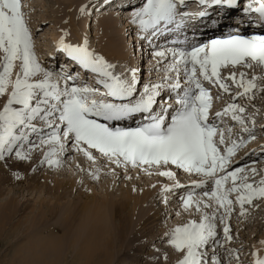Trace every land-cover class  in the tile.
<instances>
[{
  "label": "snow or ice",
  "instance_id": "1",
  "mask_svg": "<svg viewBox=\"0 0 264 264\" xmlns=\"http://www.w3.org/2000/svg\"><path fill=\"white\" fill-rule=\"evenodd\" d=\"M239 2L200 0L202 5L228 7H238ZM253 3L258 6L253 7ZM184 4L185 0H146L135 12L132 23L138 24L142 32L152 37L163 35L171 31V25L177 29L183 27L186 14L178 11V5ZM244 12H255L264 21V0H252ZM204 15L206 13H200L201 17ZM236 32L239 33V28ZM59 50L86 71L96 74L100 87L77 86L75 83L60 85V79L71 80V76L58 77L54 81L53 73L44 70L37 62L32 35L21 11V0H0V98L7 96L0 109V159L5 152H14L21 160L28 158L22 151L25 144L31 146L29 151L40 145H50L45 158L50 165L59 164L58 160L49 158L71 146L93 162L96 160L93 153H99L117 167L161 169L172 165L202 177L194 183V187L208 188L211 185L203 196L208 201H215L217 208L211 215L204 212L200 223L189 222L175 228L170 242L178 252L185 253L180 264H204L202 249L209 241L223 246L216 241L215 221L220 208L228 213L233 203L229 195L240 193L237 203L243 208L245 202L251 203L256 197L264 198V186L257 188L251 183H244L247 177L238 175L242 169L228 170L230 158L244 145L234 142L225 150L226 154L221 153L215 139L219 129L209 121L212 107L210 90L204 87L202 81L218 85L228 92L227 84L221 79V68H264V35L234 34L185 49L156 51L157 57L166 58V53H170L172 58L168 71L175 73V77L167 79L176 92L175 104L178 107L175 109L161 97L163 84L145 85L141 91L135 70H130V78L116 75L115 66L103 56L89 51L87 41L81 46H72L61 40ZM17 62L20 71L13 79ZM181 75L186 84L183 88ZM240 77V86L244 87L245 93L256 87V77L246 85L245 73H241ZM229 78L235 82L236 74L232 73ZM244 111L237 103H231L223 113L217 112L216 117L231 112L232 119L248 131L242 116L236 114ZM137 117L140 122L136 126H124V122ZM37 122L42 126L38 127ZM33 135L39 143L31 139ZM219 135V143L223 144L224 136L222 133ZM159 175L174 178L172 171H160ZM229 179L232 187L226 189ZM237 180L241 181L239 185ZM261 184L264 185V181ZM192 200L190 193L184 201L186 208ZM200 203L196 204L197 211H201ZM202 203L205 209L213 207L207 201ZM225 214L219 216L221 224H225ZM223 232L230 242L227 224ZM256 264H264V260L258 259Z\"/></svg>",
  "mask_w": 264,
  "mask_h": 264
},
{
  "label": "bare ground",
  "instance_id": "2",
  "mask_svg": "<svg viewBox=\"0 0 264 264\" xmlns=\"http://www.w3.org/2000/svg\"><path fill=\"white\" fill-rule=\"evenodd\" d=\"M141 1L144 2L143 0ZM77 3H79V5H77ZM80 3H81L80 0H76V2L70 3L68 7L77 6L75 9L77 10L79 9ZM56 4L59 3L57 2ZM62 4L63 3H60V6L61 7L63 6V8H65L66 6ZM135 6L136 5H134L133 7ZM224 7L226 8V6H222L220 8L215 7V9L220 12V14H215L213 11L210 16H207L200 20L201 22L199 26H204L205 24H209V26L215 24L216 27H221L223 25H228V24L231 25L232 22L230 21V16L232 13L231 12L226 13L223 10ZM138 10H139L138 8L134 9V13H132L131 15H134L135 12ZM211 10H213V8ZM241 10L242 8H240L239 12H241L242 15L245 16L244 19H242L243 21H240L238 23L235 22L233 24L235 25L237 24L238 26L240 25V29L241 27H243L242 31H249L245 27L247 23L251 24L249 22L256 21L258 24L264 22L261 21L257 13L254 12L243 13ZM232 12H236V11H232ZM118 13L119 10L116 12V14ZM225 13L228 15H226ZM98 14H97L98 17L95 16L94 18L95 20L97 17V23H94V20L93 23L90 22L95 31L94 37L91 35L93 39L98 36L97 27L100 24L105 25L106 27L105 30L109 31V34L116 30L117 19H118L117 21L122 19L126 22L128 20L127 22L128 27L130 26L129 18H126V16L119 18L113 15L112 12L108 13V12H104V10H101L100 12H98ZM221 14H223L224 16ZM130 18L132 19L133 16H130ZM190 27L191 26L185 27L186 28L185 30L190 29ZM76 29H79V24H74V30ZM129 29L132 30V28ZM200 29L201 28H199L198 30ZM249 32L253 33V31H249ZM64 36L66 35L64 34ZM76 36L77 38H79V35ZM144 36L147 38H145L142 41L148 45L149 44L148 39L152 38L150 44L153 45L154 42L152 41L156 40L159 35L156 37H152L151 35H149V33H145ZM162 36L165 37V35ZM68 38L70 37H64L61 39L57 38V40L67 41L65 39ZM70 39H74V38H70ZM108 39H109L111 51L121 56V54L117 53L118 51L117 48L119 47V44L111 37V34ZM53 43L54 46L60 45V42L57 41ZM90 45L92 47V44ZM157 46L158 44H156V47ZM50 49L47 51V58H48L47 64H49V68L52 69L54 67L49 63L50 61H48L50 59L53 60L52 58L49 57ZM55 51L58 50H56L54 47V54ZM116 54H113L115 58H117L115 56ZM57 56L58 55L55 54V57ZM167 58L169 57H166L165 59L167 60ZM104 59L110 63L109 59L108 60L106 58ZM165 66L166 64L164 65V67ZM45 68L44 69L46 71H49L47 70V67ZM238 68H239L238 66L235 67V69ZM119 73L121 74V72ZM136 76L139 82L138 88H140L143 86V83L139 81L140 78L138 77V74H136ZM57 77H61V75L53 74L54 81L57 79ZM62 81L64 85L66 81L64 79H62ZM86 82L90 84L89 81L86 80ZM261 89H264V86ZM238 91H240V89H238ZM238 91L236 93H239ZM254 93H256V88L252 89L248 95L240 94L242 95L240 97L241 105H243L244 107H251V104L248 101L249 99H251ZM6 100H7L6 97L0 98V109H2L3 104L6 102ZM225 104H231V103L227 102ZM230 115H232V113H230ZM240 116H242L244 121L246 118L247 119L249 118V115L246 111L240 114ZM260 119L262 120V122H258L257 125L255 126H252L251 124H248L249 126L244 125V127H246L248 131L243 130L241 134H244L246 137H250L252 133L257 132L256 135L264 133L263 132L264 128H262L261 126L263 125L264 127V116H262ZM37 126L40 127L42 125L40 123L39 124L37 123ZM241 127L242 126L240 125L239 129H241ZM258 127L259 128L261 127L260 130H258ZM256 144L259 145L256 146ZM50 147L51 146L48 145L44 150V152L41 154L40 158L37 159L36 157L35 158L30 157L21 160L17 157L15 159L16 166H14L15 163L12 164V162H9L8 152H5L3 158L0 159V195L4 193V190L2 188L5 185L6 186L11 184L13 185L16 183L17 184L19 183V185H24L23 191L27 190L26 193L32 195L34 193V192L30 193L32 190L40 189L38 188V182H40L41 179L42 180L44 179L43 180L44 184L41 185V187L50 189L49 185L50 182H52V179L40 173V170L43 167V163L47 161L45 157L46 154L49 152ZM251 147H254L255 150L254 152L251 151ZM69 151H67L66 153H68ZM240 151L243 152L244 154L243 155L241 154L239 158L230 161L228 165V170L243 168L242 171L244 169L252 171L251 169L248 168L252 166L254 162L248 164V161H251L254 156L258 160L259 158L264 157V144H261L259 141L255 139L253 142L248 143L245 147L240 149ZM93 154L96 155L95 153ZM57 158L58 155L57 156L55 155L50 157L49 159L54 160ZM29 159H33L32 160L34 161L33 165L28 168H25L24 171H20L19 170L21 168L20 166H23L24 163L28 162ZM97 159L100 160V158L96 156V160ZM245 162H247V164H245ZM72 163L76 164V161H73ZM48 164L49 162L47 163V165ZM96 164L95 162L92 163L91 168H93V170L97 168ZM112 165L116 166L115 164L112 163L110 164V168H113ZM142 168L146 169L148 167L144 166ZM108 170L110 171L111 169ZM124 170L123 172L126 173V172H130V170L132 169L128 170L126 167ZM120 171L121 170L115 172L117 175H119V177H122L124 174ZM173 171L176 172L175 170ZM242 171H240L239 173L242 174ZM134 172H135L134 174L137 173L136 171ZM103 173L105 175V172ZM239 173H238L239 176H243ZM186 177L187 175L184 178ZM186 180H190V178L181 179L180 181H178L177 185L179 186L181 185L180 183H185ZM247 180L254 181L255 179L250 178ZM29 181L30 184L28 183ZM53 182H54V186L48 191L51 194L50 200H47L45 198L42 199V201H40L39 206H34L33 208L30 209L29 206L27 205L29 200L23 202L21 201L19 204H15L13 198L7 201L5 200L6 202H4V204L8 202L9 203L5 204L2 207L0 206V224H3L2 227L3 229L5 228V230H2L3 232H5V235L4 236L0 235V236L2 237V239L4 238L3 242L7 244L8 247L18 245L16 246L14 254L19 253V258L18 260L15 261V263L12 261V263L10 264H16L17 261L18 264H31L34 259H38L42 261L40 264H45L55 260V256L52 254L53 252L57 253L59 256H61L65 252H69L72 254L76 253V256L80 255L79 260H75L76 257L73 259L76 261L77 264H143L144 259L142 258L140 260V256L144 254L146 249H149L151 246H153L156 240H160L163 237H167L166 235L168 234L165 233L166 230H168L169 228L175 229L179 226L183 227V223H184L182 221L183 219H180V221L178 220L179 222H175V223L173 222L172 224H170L171 226L173 225L174 228L173 226L171 227L169 225L160 227V233H158L156 231V229L159 228L160 226V224H156V222H158L159 220L158 212L155 211L154 207L147 208L145 205L147 200L150 197L154 196V193H156V191L160 189H163L164 191V188L162 187H165L166 185H161L158 183L157 185L152 186L151 189H147L143 193H139L138 192L139 190L135 191L134 188L130 189L128 187H125L120 189L119 190L120 192H116V191H110L109 188L107 187L106 190L104 189V192L102 193L105 194L104 196L102 194L97 196L95 195L96 194L95 192L93 191L91 192L89 190V186L84 185L83 182H81L78 179H73L69 182L60 181L57 179V180H53ZM240 183L241 182L237 180V185H239ZM231 187H232V181H231ZM182 188L191 189L192 187L179 186L180 190L178 188L176 190L182 191L181 190ZM77 191H79V193H77ZM163 191H161V193ZM173 203L175 204L176 202L173 201ZM164 208H167V206H165ZM169 211H171V209ZM23 213L26 214L22 215ZM22 216L23 218H20ZM14 220H17L16 224L14 223ZM263 221L264 219H262L259 222H263ZM241 227H240L241 230L238 233L242 232L244 228L250 229L251 231L252 229L253 230L257 229L255 227L250 228L249 226H244V227L241 226ZM239 236H241V234ZM14 240L15 242H17V244H13ZM1 243L2 241L0 240V244ZM31 249L32 250L37 249L41 253V256L31 257V255L28 254L31 251ZM162 250H152L153 256L151 257V261L149 264H179L185 255V253L178 252L175 248H173V251L171 250L172 254L169 253V255L165 252V250L163 251ZM21 253L22 254L26 253L28 255L24 257L21 255Z\"/></svg>",
  "mask_w": 264,
  "mask_h": 264
},
{
  "label": "rangeland",
  "instance_id": "3",
  "mask_svg": "<svg viewBox=\"0 0 264 264\" xmlns=\"http://www.w3.org/2000/svg\"><path fill=\"white\" fill-rule=\"evenodd\" d=\"M93 1L95 0H80L81 3L79 6V9L75 10L77 6L68 7V5L72 2H76V0H73V1L71 0H67V1L66 0H25L26 11L23 12L24 13L23 18H26V21H27L26 23H28V29L32 35L34 52L36 55L37 62L41 65L43 69L47 67L46 65L49 66V64L45 63L46 62L45 56H47V51L52 47L50 49L49 55H53L54 54V45H53L54 43L53 42H56V41L60 42L61 40H57V38L61 39V36L64 34L66 35V37L74 38L72 40L78 43L82 41L83 37H86V40L90 41V44L94 46L95 51H97L98 55L99 54L103 55L104 58H106L107 60L108 59L111 60V62L114 63V66L116 67V69L122 70V72L126 68H130V70L131 69L134 70L135 68H138V65H140V63L137 61H134V59L137 58V53H138L137 44L138 43L135 41V36H134L135 32L133 30V27H132V30L129 29L130 27L128 28V23H127L128 20L126 22L122 19L119 21H117L118 19L117 20L115 19L117 22V28L115 31L110 33L111 37L119 44V47L117 48L118 49L117 53L121 54V56L111 51L110 43L108 39L110 37V34H109V31L105 30L106 29L105 25H101L99 23L101 27L100 25L97 27L98 36L93 39L95 35V31L90 22L93 23L95 16L98 17L99 15L97 13L99 12L98 9L102 8V6L96 5V3L99 2V0H96L94 3H91ZM129 1L130 0H125L122 4L128 5ZM57 2L59 4H56ZM60 3H63L62 5H65L66 7L65 8H63V6L61 7ZM77 5H79V3H77ZM82 9H84V11H82ZM107 9H112V8L109 7ZM223 10L226 13H230V12L232 13L230 16V21L232 22L231 25H235L233 24L235 22L238 23L240 21H243L242 19H244L245 17L242 15L241 12H238V11L232 12L226 9L225 7L223 8ZM213 11L215 14H220V12L217 11L215 8H213ZM97 17L94 20V23H97ZM42 20H45V21H42ZM253 22H255V24ZM253 22H249L251 24L247 23V25H245L247 30L253 31V33L264 32V29L259 27L260 24L262 23L258 24L256 21H253ZM74 24H79V29L74 30ZM204 27H209V24H205ZM242 29L243 27H241V30ZM249 31H243V33H247ZM76 35H79L80 39L77 38ZM68 39H65V40H68ZM113 54H116L115 56L117 58H115ZM43 60L45 61L44 63L42 62ZM49 63L51 64L52 62L50 61ZM238 67H239L238 69H235V67L223 68L220 71L221 72L230 71L232 73H234V71H236L237 73L240 72L238 74L239 77L241 73H245L244 79H246L247 81L252 80L253 77H256V80H255L256 93H254L252 97L250 95L251 99H249L248 101L250 102L251 107L242 106L244 109L247 110V113L253 114V116H251L253 117V119L251 120L248 119V121L251 122L252 125H255L258 122H262L260 118L264 116V94H263L264 89H261L264 86V68L260 70H252L251 68H247L243 66H238ZM19 71H20V66L16 64V68L13 71V79H15V75ZM247 76L252 77V78L249 79L247 78ZM38 78H41V77H37V79ZM246 80L244 81L247 82ZM227 86L233 88V86L231 85H227ZM233 89H236V88H233ZM10 91L11 90L9 89V94H10ZM5 97L7 99V96ZM228 98H229L228 96H225L222 99H219L218 101H216V103L223 102L224 99H228ZM235 99L236 101H234V103L239 104L240 102V105H241V100L239 101V99L237 98ZM37 123L39 124L40 122H37ZM261 126L262 128H264L263 125ZM260 128L258 127V130H260ZM235 129L236 128H232V131ZM263 132H264V129H263ZM34 137L35 136H33V138L31 137V139L34 140L35 139ZM255 138L260 143H264V133L258 134L257 136H255ZM47 146L48 145H40L39 147L32 148V150L29 151V148L31 146L28 144H25L22 151L26 154L28 158L36 157L37 159V158H40L41 154L44 152ZM256 146H258V144H256ZM70 147L71 146H69L67 149L68 151L70 150L71 152H69L66 155L65 153L63 154L61 153L59 155V160H61V163L60 162L59 164L53 163L51 165L50 164L47 165L48 161L43 163V167L40 170V173L52 179V182H50V185H49L50 189L54 186L53 180H57V179L60 181H65V182H69L73 179H78L81 182H83L84 185L89 186V190L91 192L92 191L95 192L96 194L95 193L94 194L97 196L102 194L104 192V189L106 190L107 187L109 188L110 191L120 192L119 191L120 189L128 187L130 189L134 188L135 191L139 190L138 191L139 193H143L144 191H146L147 189H151L152 186H155L158 183L161 185L165 183V180L163 179V177L161 176L159 177L157 173L154 174L151 171H149L150 175H147L146 173L137 175V173L134 174L135 173L134 171L124 173L123 172L124 169L122 170L121 167L112 165L113 168H110V164L112 163L106 162V161L102 162L98 159L95 160V164L98 161L96 164L97 168L93 170V168H91L93 161L90 162L81 152L78 153L75 150H73V148H70ZM8 155H9L8 157L9 162H12V164L15 163L14 166H16L15 159L17 157L15 153L14 152L12 154L8 153ZM32 160L33 159H29L28 162H25L23 166H20L21 168L19 170L24 171L25 168L32 166L34 163V161ZM52 161H55V160H52ZM73 161H76V164L75 163L73 164L72 163ZM252 162L254 163L252 164V166L248 168V169H251L252 171L244 169L242 171V174L241 173L239 174L243 175L242 177L246 176L247 179H250V178L255 179L254 181L246 179L248 182L245 180L246 181V182L244 181L245 183H251L254 185V187H257V188L262 187L264 186L261 184V181H264V160L262 159L258 160L254 156L251 161H248V164ZM245 164H247V162H245ZM108 169H111L110 170L111 172ZM114 170L115 171L121 170L120 172H122L124 175L122 177H119V175H117ZM103 172H105V175ZM114 174H116L117 176ZM43 180L41 179V181L38 182V188L40 189L32 190L30 192V193L34 192L32 195L31 194L29 195V193H26L27 190L23 191L24 185H19V183L18 184L16 183L13 185L12 184L7 185V186L5 185L2 188L4 190V193L0 195V206L2 207L5 204H8L9 202L5 204L4 202L13 198L15 204H19L21 201L23 202V201L29 200L27 205L31 209L34 206H39L40 201H42V199L44 198L47 200H50L51 194L48 192L50 189L41 187V185L44 184ZM169 180L170 179L167 178V181ZM28 183L30 184V181ZM177 188L179 189V186L175 185V188L171 189L169 192H173V191L176 192L178 191L176 190ZM225 188L226 189L231 188V185L230 184L228 186L225 185ZM181 190L182 191H178L176 193L184 192V194L187 195L186 194L187 189L182 188ZM161 191H163V189L156 191V193H154V196L150 197L145 203L147 208L154 207L155 211L158 212L159 220L158 222H156V224H160V226L157 229L155 228L158 233H160V227H164L168 225L171 226L170 224H172L173 222L174 223L179 222L180 219H183L182 220L184 222L183 226L188 224L189 222L200 223V222H197V220H202V216L204 212H207L211 215V213L215 210L214 205L211 209H205L203 207V203L201 202L202 197H204L203 193L198 194L197 196H194L196 200L201 202L200 203L201 211H197L196 201L192 200L190 206L186 208L184 204V201L186 199L185 200L181 199L182 200L181 202L174 204L173 201L176 202V200L172 198L171 199L167 198L168 195H172V194L168 193V194L163 195L164 191L162 193ZM77 193H79V191H77ZM83 194H84V191H83ZM102 195L104 196L105 194H102ZM177 195H178V198L180 199L181 198L180 193ZM237 195L239 194L231 193L229 195V199L232 200L233 203L228 209L227 214H225L224 208H221V210L223 209L222 211L223 213H217V220L215 221L216 233L220 231L224 235L223 229H224L225 224H227L230 228L229 235L231 236L230 242L226 240L224 236L222 237V240H220V244L223 245L222 246L223 249H225L228 254L225 255L224 253H220L219 257L220 258L223 256L227 257L226 261L228 262V264H248V260L254 255H256L258 251L264 248V225H263L264 221L259 222L262 219H264V198L256 197L251 201V203L245 202L242 208L241 205L237 203ZM173 196H176V195H173ZM168 199L171 201H168L167 202L168 205H167L166 201ZM212 202L213 201H210V203ZM165 206H167V208H164ZM170 209L171 211H169ZM25 214L23 213L22 215H25ZM220 214L226 215L225 224L220 223L219 221ZM20 218H23V216ZM17 220H14L15 224ZM241 226L243 227L249 226L250 228L255 227L257 229L256 230L252 229L251 231L250 229L244 228L242 232L238 233L242 229ZM2 227H3V224H0V235L4 236L5 232H3L2 230H5V228L3 229ZM173 231L174 229L172 228H169L168 230H166L165 233L170 236L166 235L167 237H163L160 240H156L153 246L145 250L144 254L140 256V260L142 258L144 259L143 264L150 263L151 257L153 256L152 250H162L163 249L168 255L169 253L172 254L174 247L171 245L170 241H171V234L173 233ZM240 234L241 236H239ZM0 238H1L0 240L2 241V243L0 244V264H10L12 263V261L15 263V261L18 260L19 258V253L14 254L16 246L18 245L8 247V245L3 242L4 238L2 239L1 236ZM13 242H14L13 244H17L15 240ZM216 246L217 245H214L213 247H216ZM204 252L207 255V252H209V250H207L206 248ZM28 254H30L31 257L41 256V253L37 249H33V250L31 249V251ZM28 254L21 253V255L24 257H26ZM52 254L55 256V260L52 262L45 263V264H75L76 263L75 260H79L80 258V255L76 256V253L72 254L69 252H65L61 256H59L57 253H54V252ZM74 258L75 260H73ZM17 262L16 264H18ZM41 262L42 261L38 259H34L31 264H40Z\"/></svg>",
  "mask_w": 264,
  "mask_h": 264
}]
</instances>
